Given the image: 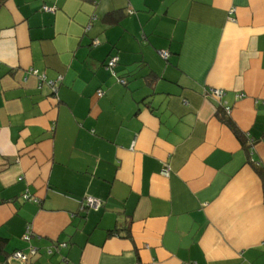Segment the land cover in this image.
I'll return each mask as SVG.
<instances>
[{"label": "crops", "instance_id": "0c3cea01", "mask_svg": "<svg viewBox=\"0 0 264 264\" xmlns=\"http://www.w3.org/2000/svg\"><path fill=\"white\" fill-rule=\"evenodd\" d=\"M263 179L264 0L0 5V264H264Z\"/></svg>", "mask_w": 264, "mask_h": 264}, {"label": "built area", "instance_id": "2783aa9c", "mask_svg": "<svg viewBox=\"0 0 264 264\" xmlns=\"http://www.w3.org/2000/svg\"><path fill=\"white\" fill-rule=\"evenodd\" d=\"M43 8L45 10H50V11H53L54 8L53 7H47V6H43ZM128 13H132L133 10L132 9H128L127 10ZM93 44H98L99 41L97 39H94L93 41ZM159 55L166 58L168 56V51H165V50H160L158 51ZM117 60H118V57L116 55H112L110 56L107 61L105 62V66L106 68L110 69L113 71V67L115 66V64L117 63ZM31 73H36V71L34 69H31L30 70ZM38 78H39V83H46L47 85L50 86L51 90H56L57 86L59 85V82L61 80V77H57L56 79H47V77L45 75H37ZM119 81L121 83H125V80L123 78H118ZM211 95H213L214 97H217V98H220L223 94V91L221 89H217V88H211L209 91H208ZM102 94V91H98V95H101ZM238 96H242V94H239ZM222 107V110L223 112L228 115L230 113V110H231V107L227 104H224L221 106ZM245 137L247 138V142L249 143V145L253 142L252 139L248 138V135L247 134H244ZM257 166L258 163H253ZM163 174H167V171L166 170H163L162 171ZM23 198L25 200H34V201H38L36 198H32L31 196H28L27 194L23 195ZM102 206V202L93 197V196H86L84 197V207L87 209V208H90V209H98L99 207ZM31 235H32V232H31V227L30 225H26L25 227V231H24V234H23V237L26 239V240H29L31 238ZM12 256L15 258V259H18L21 263L25 262L26 261V255L21 252V251H15L12 253Z\"/></svg>", "mask_w": 264, "mask_h": 264}, {"label": "trees", "instance_id": "16d2710c", "mask_svg": "<svg viewBox=\"0 0 264 264\" xmlns=\"http://www.w3.org/2000/svg\"><path fill=\"white\" fill-rule=\"evenodd\" d=\"M3 1L4 0H0V5L3 3ZM221 119L227 124V125H229L230 126V128L232 129V131L234 132V134L236 135V137L238 138V140L240 141V143L245 147V148H249V143L247 142L248 140L246 139V137H245V135L241 132V131H239L238 129H237V127L235 126V124L227 117V115L223 112V114H222V116H221ZM257 170H259L258 168H257ZM261 170V172H262V170H263V168L262 169H260ZM264 180V179H263Z\"/></svg>", "mask_w": 264, "mask_h": 264}]
</instances>
